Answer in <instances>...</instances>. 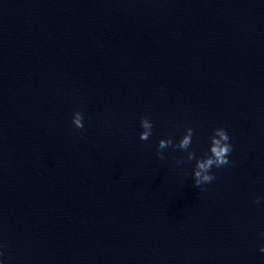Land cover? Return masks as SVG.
Instances as JSON below:
<instances>
[{
	"label": "water",
	"instance_id": "1",
	"mask_svg": "<svg viewBox=\"0 0 264 264\" xmlns=\"http://www.w3.org/2000/svg\"><path fill=\"white\" fill-rule=\"evenodd\" d=\"M188 127L233 146L203 191L157 156ZM262 234L264 0H0V264H264Z\"/></svg>",
	"mask_w": 264,
	"mask_h": 264
},
{
	"label": "clouds",
	"instance_id": "2",
	"mask_svg": "<svg viewBox=\"0 0 264 264\" xmlns=\"http://www.w3.org/2000/svg\"><path fill=\"white\" fill-rule=\"evenodd\" d=\"M72 122L75 128H83V114L79 111L75 112L72 117ZM140 126L143 129L139 134L140 140H149L153 130V123L150 118L147 116L142 117L140 120ZM193 135V128L188 127L178 143H174L173 138L171 137L166 140L161 139L157 146V156L161 160L165 159L163 150L166 148L187 152L186 160H177L176 163L180 165L195 160V167L193 168V183L195 187L200 188L203 191L205 189H203L202 186L210 184L216 178L211 171L212 168H220L231 163L228 157L233 151V146L230 143V137L227 130L218 127L213 130V134L210 138L211 143L208 148L209 154L197 158L195 151H189ZM256 202L258 203L259 199ZM260 251L264 252V247H261Z\"/></svg>",
	"mask_w": 264,
	"mask_h": 264
}]
</instances>
